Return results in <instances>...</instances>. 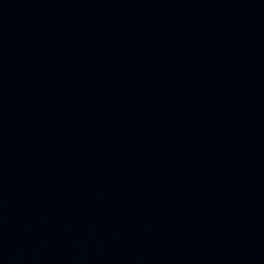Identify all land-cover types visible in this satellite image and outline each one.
Masks as SVG:
<instances>
[{"label": "water", "instance_id": "water-1", "mask_svg": "<svg viewBox=\"0 0 264 264\" xmlns=\"http://www.w3.org/2000/svg\"><path fill=\"white\" fill-rule=\"evenodd\" d=\"M0 264H264V0H0Z\"/></svg>", "mask_w": 264, "mask_h": 264}]
</instances>
